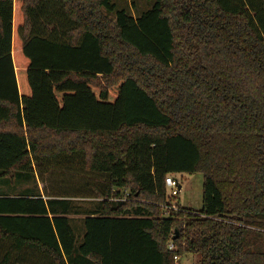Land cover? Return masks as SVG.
Returning a JSON list of instances; mask_svg holds the SVG:
<instances>
[{
	"label": "trees",
	"instance_id": "16d2710c",
	"mask_svg": "<svg viewBox=\"0 0 264 264\" xmlns=\"http://www.w3.org/2000/svg\"><path fill=\"white\" fill-rule=\"evenodd\" d=\"M0 183V264H264V0H0Z\"/></svg>",
	"mask_w": 264,
	"mask_h": 264
},
{
	"label": "rangeland",
	"instance_id": "374dc122",
	"mask_svg": "<svg viewBox=\"0 0 264 264\" xmlns=\"http://www.w3.org/2000/svg\"><path fill=\"white\" fill-rule=\"evenodd\" d=\"M68 179L74 183L78 184L79 179L77 175L68 176ZM178 179L182 182V188L180 194L173 198L175 204L182 205L187 208H192L198 210L202 207V195H203V182L204 176L202 173L197 174H184L179 175ZM42 184V183H41ZM43 186V184L41 185ZM91 200V199H89ZM88 202V201H86ZM80 220L78 222L79 227H81V216L78 215L76 220ZM179 264H196L195 257L193 254H188L179 260Z\"/></svg>",
	"mask_w": 264,
	"mask_h": 264
},
{
	"label": "built area",
	"instance_id": "2783aa9c",
	"mask_svg": "<svg viewBox=\"0 0 264 264\" xmlns=\"http://www.w3.org/2000/svg\"><path fill=\"white\" fill-rule=\"evenodd\" d=\"M166 183L171 189L172 197L178 196L180 194L182 187H180L181 186L180 182L174 176H172V175L168 176L166 178ZM169 248L172 250L175 249V245H174L173 241L169 242ZM178 259H179V257L176 256V260H178Z\"/></svg>",
	"mask_w": 264,
	"mask_h": 264
},
{
	"label": "crops",
	"instance_id": "0c3cea01",
	"mask_svg": "<svg viewBox=\"0 0 264 264\" xmlns=\"http://www.w3.org/2000/svg\"><path fill=\"white\" fill-rule=\"evenodd\" d=\"M42 184H40V187L42 188L43 186H41ZM3 189H8L7 186H5L4 184L0 183V190H3Z\"/></svg>",
	"mask_w": 264,
	"mask_h": 264
},
{
	"label": "water",
	"instance_id": "95a60500",
	"mask_svg": "<svg viewBox=\"0 0 264 264\" xmlns=\"http://www.w3.org/2000/svg\"><path fill=\"white\" fill-rule=\"evenodd\" d=\"M180 187H182V186H180Z\"/></svg>",
	"mask_w": 264,
	"mask_h": 264
}]
</instances>
